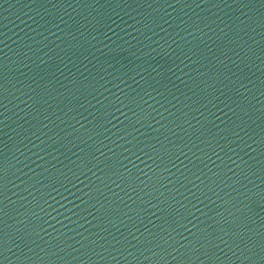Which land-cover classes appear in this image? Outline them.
<instances>
[{"label":"water","instance_id":"water-1","mask_svg":"<svg viewBox=\"0 0 264 264\" xmlns=\"http://www.w3.org/2000/svg\"><path fill=\"white\" fill-rule=\"evenodd\" d=\"M0 264H264V0H0Z\"/></svg>","mask_w":264,"mask_h":264}]
</instances>
